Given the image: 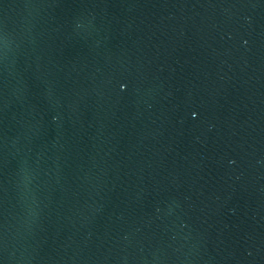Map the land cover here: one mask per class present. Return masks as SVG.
<instances>
[{
	"label": "water",
	"instance_id": "obj_1",
	"mask_svg": "<svg viewBox=\"0 0 264 264\" xmlns=\"http://www.w3.org/2000/svg\"><path fill=\"white\" fill-rule=\"evenodd\" d=\"M0 264H243L186 0H0Z\"/></svg>",
	"mask_w": 264,
	"mask_h": 264
}]
</instances>
